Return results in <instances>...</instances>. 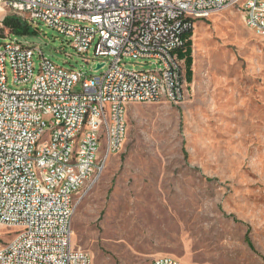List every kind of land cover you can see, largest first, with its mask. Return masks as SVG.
I'll use <instances>...</instances> for the list:
<instances>
[{"label": "rangeland", "instance_id": "1", "mask_svg": "<svg viewBox=\"0 0 264 264\" xmlns=\"http://www.w3.org/2000/svg\"><path fill=\"white\" fill-rule=\"evenodd\" d=\"M38 26L28 40L44 57L83 75L106 69L94 67L110 57L93 47L77 54L64 35ZM192 30L185 99L130 104L121 151L75 197L72 245L88 251L91 264H150L161 255L184 264H264V36L234 7ZM8 39L0 35V46ZM40 58L34 49L35 74ZM122 64L154 67L148 59Z\"/></svg>", "mask_w": 264, "mask_h": 264}, {"label": "built area", "instance_id": "2", "mask_svg": "<svg viewBox=\"0 0 264 264\" xmlns=\"http://www.w3.org/2000/svg\"><path fill=\"white\" fill-rule=\"evenodd\" d=\"M227 7L256 34L264 25V0H0V35L9 38L0 46V264H91L89 252L72 245L76 195L121 151L130 104L155 102V93L172 95V103L185 99L183 33ZM6 15L56 30L77 54L93 47L110 61L98 62L103 72L83 75L43 55L35 74L38 47L28 36L11 37ZM123 58L154 67L128 69ZM88 144L101 146V155ZM6 235L13 237L3 241ZM150 264L184 263L161 255Z\"/></svg>", "mask_w": 264, "mask_h": 264}, {"label": "trees", "instance_id": "3", "mask_svg": "<svg viewBox=\"0 0 264 264\" xmlns=\"http://www.w3.org/2000/svg\"><path fill=\"white\" fill-rule=\"evenodd\" d=\"M3 25L9 30L11 34L15 36H37V27L31 26L28 22H26L23 18L17 15H6L3 18ZM192 28H188L184 33L183 37L186 38L185 42L178 50V55L184 58L185 63V75L187 81H191L192 77Z\"/></svg>", "mask_w": 264, "mask_h": 264}, {"label": "bare ground", "instance_id": "4", "mask_svg": "<svg viewBox=\"0 0 264 264\" xmlns=\"http://www.w3.org/2000/svg\"><path fill=\"white\" fill-rule=\"evenodd\" d=\"M258 35H264V25H259L257 28ZM34 49H38L40 52V56L43 57V53L39 48H32V56L34 55ZM185 71H181V81H180V94L187 95V80L185 77ZM161 100H168L172 102V95H167L164 93H155V102ZM182 101V100H181ZM34 112L35 113H42V105H34ZM88 115L89 118H96V109L95 108H88ZM88 151L93 155H101V146L98 144H88Z\"/></svg>", "mask_w": 264, "mask_h": 264}, {"label": "water", "instance_id": "5", "mask_svg": "<svg viewBox=\"0 0 264 264\" xmlns=\"http://www.w3.org/2000/svg\"><path fill=\"white\" fill-rule=\"evenodd\" d=\"M103 64L102 63H97L94 67V70L99 69Z\"/></svg>", "mask_w": 264, "mask_h": 264}]
</instances>
